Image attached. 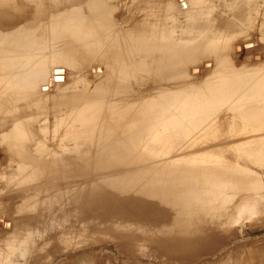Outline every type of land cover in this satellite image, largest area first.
Returning <instances> with one entry per match:
<instances>
[{
  "label": "rangeland",
  "instance_id": "rangeland-1",
  "mask_svg": "<svg viewBox=\"0 0 264 264\" xmlns=\"http://www.w3.org/2000/svg\"><path fill=\"white\" fill-rule=\"evenodd\" d=\"M190 4L0 0V264H264V0Z\"/></svg>",
  "mask_w": 264,
  "mask_h": 264
},
{
  "label": "bare ground",
  "instance_id": "bare-ground-1",
  "mask_svg": "<svg viewBox=\"0 0 264 264\" xmlns=\"http://www.w3.org/2000/svg\"><path fill=\"white\" fill-rule=\"evenodd\" d=\"M154 1H156V3H158V4H159L160 2H162V0H154ZM198 3H199V0H198V1L191 0V4H190V6H188V9L186 10V12H187L188 10H191L190 8L194 7V9H195V11H196L195 13L193 12V13H194V18H196V16L200 15V13H201V7L198 6V5H199ZM176 4H179V3H176ZM176 4H175L174 2H172V3H170L169 5H167L166 7H167L168 9L172 7V9H173V8H176V7L174 6V5H176ZM183 4H185V3H182V5H183ZM147 5H148V4H146V6H147ZM149 6H150V4H149ZM173 6H174V7H173ZM176 6H177V5H176ZM184 7H185V5H184ZM195 7H196V8H195ZM158 8H159V7L157 6V9H158ZM185 8H186V7H185ZM148 9H149V8H148ZM148 9H147V11H148ZM161 10L163 11L164 8L162 7ZM165 10H166V9H165ZM181 10H182V9H181ZM158 11L160 12V10H158ZM169 11H170V9H169ZM171 11H172V10H171ZM191 11H193V10H191ZM191 11H190V12H191ZM148 12H149V11H148ZM148 12H147V13H148ZM166 12H167V11H166ZM182 13H183V12H182ZM191 13H192V12H191ZM191 13L189 14V16H192ZM150 14H152V13H150ZM150 14L148 13V14L146 15L147 18H149ZM167 15H168V14H167ZM169 15H171V13H169ZM185 15H186V14H185ZM187 15H188V13H187ZM187 15H186V16H187ZM145 18H146V17H145ZM187 18H188V17H187ZM189 18H190V17H189ZM189 18H188V19H189ZM194 18L192 17L191 20H193ZM145 20H147V19H145ZM191 20H190V22H191ZM194 20H195V19H194ZM144 22H145V21H143V23H144ZM147 23H149V22H146V26H145V28L148 29V27H149L150 25L147 27V25H148ZM193 23H194V21H193ZM191 24H192V23H191ZM143 25H145V24H143ZM194 25H195V23H194L193 25H191V26H194ZM138 26H139V25H138ZM140 26H141V27H140ZM140 26H139V27H140L139 30L141 31V28L144 27V26H142V25H140ZM195 26H196V25H195ZM104 28H105V27H104ZM104 28H103V29H104ZM191 28H192V27H191ZM191 28H188V30H190ZM110 29H111V28H110ZM147 29H146L145 31H141V35L143 34L142 32L147 33V35H148V34L150 35L151 33H149V31H147ZM195 29H197V28L195 27ZM198 29H199V28H198ZM101 30H102V29H101ZM134 30H135V29H133V31H134ZM136 30H138V29L136 28ZM143 30H144V29H143ZM191 30H192V29H191ZM191 30H190V31H191ZM98 31H99V30H98ZM108 31H109V30H108ZM110 31H111V30H110ZM131 31H132V30H131ZM140 31H138V32H140ZM190 31H189V32H190ZM193 31H194V30H193ZM94 32H95V30H94ZM96 32H97V31H96ZM96 32H95V33H96ZM104 32H105V31H104ZM134 32H135V31H134ZM134 32H133V33H134ZM160 32H161V31H160ZM187 32H188V31H187ZM199 32H200V31H199ZM109 33H110V35H111L113 32H112V33L109 32ZM136 33H137V32H136ZM136 33H135V34H136ZM162 33H164V32H162ZM92 34H94V33H92ZM152 34H153V33H152ZM157 34H159V33H157ZM164 34H165V33H164ZM133 35H134V34H133ZM139 35H140V33H139ZM141 35H140V37H141ZM143 35H144V34H143ZM147 35L145 34V36H147ZM159 35H161V34H159ZM159 35H158V36H159ZM137 36H138V33H137L136 37H137ZM152 36H153V35H152ZM163 36H164V35H163ZM142 37H143V36H142ZM159 37H160V36H159ZM159 37H157V38H159ZM137 38H138V37H137ZM146 38H147V37H146ZM162 39H163V38H162ZM160 40H161V39H160ZM158 42H159V40H158ZM161 46H162V45H161ZM201 47H203V46H201ZM203 49H204V48H203ZM205 49H208V48H205ZM209 49H210V48H209ZM132 51H133V53H134V50H131V52H132ZM137 51H138V50H136L135 52L137 53ZM139 51H140V50H139ZM139 51H138V53H140ZM141 53H142V52H141ZM145 54H147V53H145ZM145 54H144L143 56H145ZM149 54H150V53H149ZM132 55H134V54H132ZM140 56H141V55H140ZM20 58H21V57H20ZM22 59H23V58H22ZM18 60H20V59H18ZM18 60H17V61H18ZM18 62H19V61H18ZM16 63H17V62H16ZM16 63H15V64H16ZM21 63H24V62H21ZM29 66H30V65H29ZM36 69H37V68H36ZM33 71H34V69H33ZM33 71H32V72H33ZM29 73H30V72H29ZM31 74H32V73H31ZM35 77H36V76H34L33 78H31V79L28 80V81H24V82H26L25 86H26L28 89H30L31 91H32V89H36L37 86L39 85V83H38L39 81H33ZM0 78L6 79L5 81H6V82H9V83H10V81H11V80H10V77H9L8 75H5L4 77H0ZM246 79H247V78H246ZM246 79H245V80H246ZM258 79H259V78H258ZM258 79H257V80H258ZM262 79H264V78H262ZM242 80H243L242 82H244V79H242ZM249 80H250V79H249ZM252 80H253V79H252ZM2 81H4V80H1V82H2ZM15 81H16V79H15ZM246 81L248 82V79H247ZM255 81H256V80H255ZM255 81H254V82H255ZM258 81H259V80H258ZM11 82H12V81H11ZM249 82H251V81H249ZM3 83H4V82H3ZM13 83H14V82H13ZM257 83H258V82H257ZM14 84H15V86H16V85H18V82L14 83ZM244 84H245V83H244ZM42 85H43V84H42ZM247 85H248V84H246V86H243V85H242L243 88H242L240 85H239V86H240L242 89H244V87L247 88V87L249 86V85H248V86H247ZM18 86H19V85H18ZM39 87H40V85H39ZM13 88H14V87H13ZM19 88H20V86H19ZM241 88H239V89L242 90ZM8 89H9V88H8ZM8 89H6V90H8ZM11 89H12V88H11ZM14 89H15V88H14ZM12 90H13V89H12ZM21 90H22V89H21ZM19 91H20V90H19ZM19 91H18V92H19ZM24 91H25V90H24ZM12 92H13V91H10L11 94H12ZM14 92H15V91H14ZM20 92H21V91H20ZM237 93H238V92H237ZM237 93H236V94H237ZM13 94H14V93H13ZM255 94L260 95V96H264V81H263V80H262L260 83L256 84V86H255ZM238 95H239V93L237 94V97H238ZM245 96H247V95L245 94ZM238 98H239V97H238ZM239 99H241V97H240ZM249 99H250V98H249ZM249 99H248V101H249ZM242 100H243V99H241L240 101L242 102ZM244 100H245V99H244ZM250 100H251V99H250ZM246 101H247V100H246ZM246 101H245V103H248V101H247V102H246ZM241 102H239V103H241ZM249 102H250V101H249ZM260 102L262 103V101H260ZM260 102H259V103H260ZM263 102H264V101H263ZM239 103H238V104H239ZM256 103H257V102H256ZM252 106H253V105H252ZM255 106H256V107H257V106L264 107L263 103H262V105H261V104H260V105H259V104H256ZM255 106H254V107H255ZM262 120L264 121V119H262ZM262 120H261V121H262ZM262 127H264V126H262ZM18 129H19V127H18ZM260 129H264V128H260ZM21 130H22V129H21ZM17 131H18V130H17ZM258 132H264V130H261V131H258ZM262 136H263V135H262ZM231 140H232V139H231ZM258 143H262V144L264 145V140H260V142H258ZM261 146H262V145H261ZM64 207H65V206H64ZM52 220H53V219H52Z\"/></svg>",
  "mask_w": 264,
  "mask_h": 264
},
{
  "label": "water",
  "instance_id": "water-1",
  "mask_svg": "<svg viewBox=\"0 0 264 264\" xmlns=\"http://www.w3.org/2000/svg\"><path fill=\"white\" fill-rule=\"evenodd\" d=\"M55 74H56L55 80H60V81L63 80L61 76H58V74H62V71H56Z\"/></svg>",
  "mask_w": 264,
  "mask_h": 264
}]
</instances>
